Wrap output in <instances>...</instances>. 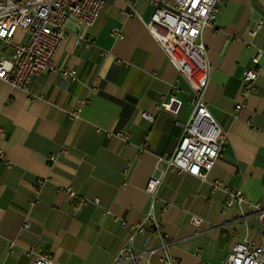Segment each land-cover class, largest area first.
Wrapping results in <instances>:
<instances>
[{
    "label": "crops",
    "instance_id": "obj_1",
    "mask_svg": "<svg viewBox=\"0 0 264 264\" xmlns=\"http://www.w3.org/2000/svg\"><path fill=\"white\" fill-rule=\"evenodd\" d=\"M152 13L146 1L105 0L82 40L70 23L55 64L76 69L75 82L57 71L35 77L27 92L0 81V263L33 264L24 254L31 244L56 264H111L122 249L136 255L164 243L173 264H220L236 242H264V225L251 207L264 206V0H221L214 25L202 33L209 67L204 101L226 138L221 157L205 182L167 170L153 202L162 238L146 231L129 240L149 211L146 185L164 169L158 158L174 150L192 111L190 86L145 27ZM257 51L262 56L254 64ZM0 56H10L1 45ZM249 69L258 71L256 91L236 112ZM171 95L182 102L176 116L158 109ZM120 129L128 132L126 142L106 135ZM38 180L43 185L30 207ZM214 181L241 191L243 201L227 208L224 194L211 189ZM67 189L86 202L77 205ZM25 214L28 230H22ZM191 216L202 225L193 227Z\"/></svg>",
    "mask_w": 264,
    "mask_h": 264
},
{
    "label": "built area",
    "instance_id": "obj_2",
    "mask_svg": "<svg viewBox=\"0 0 264 264\" xmlns=\"http://www.w3.org/2000/svg\"><path fill=\"white\" fill-rule=\"evenodd\" d=\"M142 1L153 7L150 20L145 24L148 33L190 86L192 111L174 150L158 158V164H163L164 169L159 170V176L151 177L146 185L145 191L151 198V204L144 221L133 226L134 234L130 236V241L135 234H144L146 231L162 238L154 221L153 202L164 173L167 170L175 171L205 182L213 165L221 157V150L226 142L225 136L208 113L204 101L209 81V67L202 33L206 27L214 25L217 4L221 0ZM104 6L105 0H0V45L10 53V56H0V81L23 92L28 91L29 84L35 77L44 73L57 71L65 81H77L76 69L57 68L56 52L68 38L70 23H74L79 31L78 39L82 40L100 16ZM128 15L131 16V13ZM260 26L261 21L250 33L254 35ZM17 33L22 35L19 41L16 40ZM115 35L119 37L120 33L116 31ZM261 56L262 53L257 51L252 62L256 64ZM257 78L256 69H249L243 73L238 92L239 101L234 108L236 112L244 107L249 95L255 93ZM87 101L86 98L77 101L73 112L68 114L70 120L79 117L81 108ZM181 106L182 102L171 95L158 105V109L176 116ZM142 117L149 122L153 121L152 116L147 113H142ZM106 135L123 142L128 139V132L121 129L112 133L107 132ZM61 153H64V150ZM0 158H3L1 152ZM55 159V156L49 158L51 162ZM42 185L43 181L38 180L33 187L35 198L29 202L30 207L36 205ZM211 189L224 194L227 208L243 201L241 191L225 186L220 181H214ZM66 193L77 205L86 202L77 198L71 189H67ZM92 202L97 204L98 199H93ZM251 207L258 222L264 225V206L254 204ZM190 223L197 228L203 221L191 216ZM120 224L126 225L125 222ZM30 227L29 216L25 214L22 230H28ZM14 245V242H9V254L13 252ZM166 248L167 245L162 243L159 248L145 249L136 255L131 249H122L111 264L122 262L134 264L136 259L140 258L145 260V264H149V258L158 251L162 252L158 264H173V260L166 253ZM24 254L33 259V264H56L49 253L40 250L36 244L29 245ZM220 264H264V242L256 243L249 239L236 242Z\"/></svg>",
    "mask_w": 264,
    "mask_h": 264
}]
</instances>
